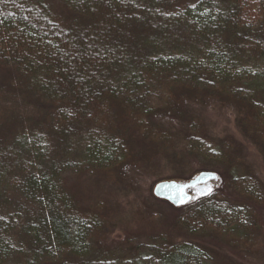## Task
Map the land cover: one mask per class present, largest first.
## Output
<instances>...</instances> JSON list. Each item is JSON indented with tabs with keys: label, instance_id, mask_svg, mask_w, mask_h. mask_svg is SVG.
Masks as SVG:
<instances>
[{
	"label": "trees",
	"instance_id": "16d2710c",
	"mask_svg": "<svg viewBox=\"0 0 264 264\" xmlns=\"http://www.w3.org/2000/svg\"><path fill=\"white\" fill-rule=\"evenodd\" d=\"M0 72L10 77L0 87V264L125 258L132 237L95 241L99 221L63 174L113 173L135 149L147 168L195 163L220 179L179 209L153 199L181 211L191 236L150 235V264H203L191 237L205 234L241 253L264 247V201L232 191L251 184L264 196L263 182L229 148L211 155L200 118L180 107L186 97L234 105L245 138L264 149V0H0ZM236 205L256 213L247 227L213 230Z\"/></svg>",
	"mask_w": 264,
	"mask_h": 264
},
{
	"label": "rangeland",
	"instance_id": "374dc122",
	"mask_svg": "<svg viewBox=\"0 0 264 264\" xmlns=\"http://www.w3.org/2000/svg\"><path fill=\"white\" fill-rule=\"evenodd\" d=\"M9 78L7 73L0 72V87L5 85ZM180 107L200 118L203 131L208 134V142H204V145L211 155L221 153L224 146L226 149L229 148L236 159L244 162L245 169L252 171L264 184V149H260L254 142L245 138L239 125L240 113L236 106L209 100L196 103L186 97L180 101ZM162 121L165 124H172L176 131L180 130L177 128V121L168 117H163ZM209 141L214 143V146H211ZM177 144L181 145L178 141ZM135 154L131 165L117 168L110 174H103L100 171L91 173L66 171L63 174L65 189L74 197L80 209L99 221L101 231L96 239L94 238L95 241L103 237V241L112 244L123 237H132L133 250L129 246L128 249L132 251L125 258L115 260L114 264H150L154 258L147 246L150 235L164 234L173 242L190 240L191 236L179 223L183 213L176 212L166 205L154 204L153 190L159 182H189L199 174V166L191 163L188 169L182 170L164 160L162 163L156 160L154 169H150L140 163L141 155L138 149H135ZM175 169L178 172H175ZM226 180L228 183L231 181L229 176ZM217 182L219 185L220 179ZM217 186H212V189ZM232 191L235 197L249 200L250 203L261 204L264 201L262 191L251 184H235ZM191 194L192 201L198 199L199 193L196 189L192 190ZM252 211L251 207L248 210L245 206L236 205L216 220L215 223H223L221 230L215 228L213 230L220 233L233 231L235 235L234 229L240 225L247 227V219L255 213ZM191 238L196 239L192 243L202 251L201 254H205L206 260H202L203 264H264V247L254 255L241 253L232 246L229 247L228 241L221 238L219 233L217 237L205 234ZM136 248L138 252L133 254Z\"/></svg>",
	"mask_w": 264,
	"mask_h": 264
},
{
	"label": "water",
	"instance_id": "95a60500",
	"mask_svg": "<svg viewBox=\"0 0 264 264\" xmlns=\"http://www.w3.org/2000/svg\"><path fill=\"white\" fill-rule=\"evenodd\" d=\"M218 180L219 177L216 173L201 172L186 183H179L177 181L159 182L155 185L153 194L156 199L179 209L191 203L192 190L205 186L210 182H217Z\"/></svg>",
	"mask_w": 264,
	"mask_h": 264
}]
</instances>
